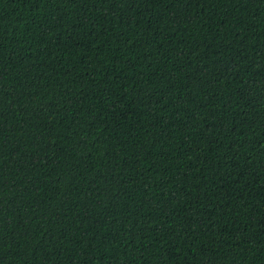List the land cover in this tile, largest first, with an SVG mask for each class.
Instances as JSON below:
<instances>
[{
	"label": "trees",
	"instance_id": "16d2710c",
	"mask_svg": "<svg viewBox=\"0 0 264 264\" xmlns=\"http://www.w3.org/2000/svg\"><path fill=\"white\" fill-rule=\"evenodd\" d=\"M0 264H264V0H0Z\"/></svg>",
	"mask_w": 264,
	"mask_h": 264
}]
</instances>
